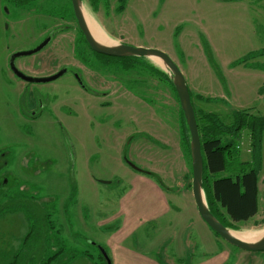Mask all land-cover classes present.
I'll list each match as a JSON object with an SVG mask.
<instances>
[{
    "label": "rangeland",
    "instance_id": "obj_1",
    "mask_svg": "<svg viewBox=\"0 0 264 264\" xmlns=\"http://www.w3.org/2000/svg\"><path fill=\"white\" fill-rule=\"evenodd\" d=\"M69 7V0L17 7L0 0V204H8L9 197L13 204L27 201L34 207L28 212L52 221V243L34 236L32 244L47 257L62 248L54 264L67 259L103 264L102 249L112 263L115 252L121 261L128 250L141 264L145 259L199 264L211 255L204 245L215 251L211 258L217 263L264 264V251H243L196 218L179 102L171 85L153 78L143 63L165 73L166 68L143 57L79 54L81 36ZM83 10L114 45L168 54L183 72L197 111L216 114L226 124L243 111L264 117V0H101L94 10L83 0ZM48 39L42 50L18 57L14 66L31 78L68 71L53 82H25L12 68L13 56ZM250 143L244 133L242 161L250 158ZM262 150L258 214L232 232L264 233V132ZM127 161L158 176L164 192L159 201L170 210L134 234H116L123 218L112 219L120 216V198L130 190L132 174H139ZM229 175L218 173L214 180ZM140 186L141 194L129 192L125 198L133 200L137 216L150 217L154 198L148 185ZM24 214L0 221V231L8 234L11 228L17 237L4 238L15 251L29 232Z\"/></svg>",
    "mask_w": 264,
    "mask_h": 264
},
{
    "label": "trees",
    "instance_id": "obj_2",
    "mask_svg": "<svg viewBox=\"0 0 264 264\" xmlns=\"http://www.w3.org/2000/svg\"><path fill=\"white\" fill-rule=\"evenodd\" d=\"M29 1L37 0H4L5 3L12 4L16 7L17 4H26L29 3ZM98 1L101 0H89L93 10L97 8ZM122 1L125 2V0H121V2ZM69 4V9L74 16L71 0H69ZM86 45L88 46L84 36H82L78 46L79 54H87L86 49H84ZM91 52L94 53L92 50ZM96 56H99V54H96ZM100 56L106 59H125ZM131 58L137 59V57H130L128 59ZM143 64L150 69L149 74L153 78H160L171 85L179 102L172 79L165 72L157 69L153 65L147 62ZM194 110L202 143L204 158L203 189L208 207L212 214L226 228L233 231H241L238 224L254 218L259 211L258 175L262 171L263 165L262 144L264 117L254 112L243 111L237 113L231 123L226 124L222 122L220 117L216 114L205 113L202 110L197 111L195 107ZM180 125L182 127L186 150L191 162L190 133L181 107ZM244 133H248L251 139L250 158L247 161L241 160L242 151L240 150V143ZM234 161H236L235 164L233 163ZM222 172H229L230 175L222 179L214 180V176ZM142 173L157 179L158 182L161 183L156 174L147 171H142ZM191 178L192 171L191 177L189 176L188 180H191ZM1 185L4 187L6 183L2 182ZM188 188L190 190L192 189L191 181L189 182ZM11 200L12 197H9V200L6 199L9 203ZM20 200L24 201L22 199ZM9 203L6 205L0 204V221L3 220L2 218L7 214L10 215L23 212L25 213L24 215L29 226V232H27L23 238L18 250L15 251L11 243H7L4 239L5 236H9L13 239L17 238L11 235L13 234L11 228L7 230L8 234L0 231V264H54L60 260V257L64 254L62 248L53 254L52 257H47L46 252L39 254L37 252L39 248L34 247L32 244L34 236H45L44 240L48 242L47 244L49 245V243H52L50 240L53 238L49 235L54 231L55 227L52 221L50 220L49 223L48 217L40 221L32 211L28 212L29 209L32 210L34 207H31L33 205L29 204L27 201L24 203L15 202V204L11 201L12 205H9ZM28 206H30V208ZM100 259L103 260V264H107L102 255Z\"/></svg>",
    "mask_w": 264,
    "mask_h": 264
},
{
    "label": "water",
    "instance_id": "obj_3",
    "mask_svg": "<svg viewBox=\"0 0 264 264\" xmlns=\"http://www.w3.org/2000/svg\"><path fill=\"white\" fill-rule=\"evenodd\" d=\"M71 4L78 27L84 35L88 46L93 52L112 58L143 57L147 59L157 58L162 61L164 67L166 68V73L173 81V85L179 99L180 107L183 111L185 121L190 133L192 195L200 217L219 237H221L229 244L246 252H263L264 235L255 242L240 240L232 234L233 230L226 228L222 223H220V221H218V219L212 214L208 207L206 195L203 189L204 158L202 153V143L199 134V127L196 120V114L192 104V98L186 78L178 65L173 61L172 58H170L168 54L159 49L132 47L126 44L103 45L98 43L93 37L84 17L83 0H71ZM48 42L49 39L33 51L18 53L13 56L12 68L19 78L30 83H49L59 79L65 74V70H62L50 77L31 78L15 69L16 67L14 66L13 62L15 59L21 56H29L39 52L48 44ZM128 164L134 170L142 172V170H140L132 163L128 162ZM102 252L107 264H111L106 252L104 250H102Z\"/></svg>",
    "mask_w": 264,
    "mask_h": 264
},
{
    "label": "crops",
    "instance_id": "obj_4",
    "mask_svg": "<svg viewBox=\"0 0 264 264\" xmlns=\"http://www.w3.org/2000/svg\"><path fill=\"white\" fill-rule=\"evenodd\" d=\"M196 96L198 98L200 97V95H198V94ZM177 120H178V122L180 124V117L179 116H177ZM262 158H263V155H262ZM118 160L120 161V158H118ZM120 163H121V161H120ZM127 163H128V161H127ZM134 171H136V170H134ZM136 172L139 173V174H132L135 179H134V181L130 182V186H129L130 190L127 191L126 193H124L125 195L123 194L124 196L120 198L121 201H120L119 206L122 204L121 205L122 209L119 212L120 216H118V217L114 216V218L112 219V221H114L115 218H121V219L123 218V221L121 223L120 228L118 226H117L118 228L117 227L115 228V230H117V231H115L116 234L119 233V232H123V231H130L132 234H134V233H136V231H134L135 228L142 227L145 223L153 221V220H160L159 217H161L163 214L166 215L169 212V210H170L168 205L165 204V202L159 201V195L163 194L164 192L160 188V186L157 184L158 182L156 181V179L155 178L148 179V178H146V177H148V175H146V174H144L142 172H138V171H136ZM142 175H146V177H143ZM140 184L141 185L142 184L148 185V190L152 193L153 198H154L153 202H152V208H153L152 210L153 211L151 213H149V214H151L150 217L146 216V217L142 218L140 216H137L132 210L133 202H131V201H133V200H131L130 198H125L126 194L129 193V192H131L133 194H141L142 187L140 186ZM93 185H95V183ZM107 185H111V183H107ZM120 186H122V184H120ZM162 186L165 187L164 185H162ZM126 189H127V186H125L124 192H125ZM192 197H193V195H192ZM129 200H131V201H129ZM192 201H194V198H193ZM193 207H194V211L196 212V215H197L196 218L198 217V219H199L200 215H199L198 210L196 208L195 202H193ZM169 226L173 227V226H176V225L175 224H169ZM126 234H128V233H126ZM119 236H124V235L122 233H120ZM116 243L117 242L112 243L115 246V249L118 248ZM151 245H153V243H151ZM204 248H206V251L208 253H210L211 255L208 256L209 259L201 261L199 264H222V263H217V258H211V256L215 252L213 249H208L206 247V245H204ZM102 250H104V249H102ZM104 251L107 254V251L106 250H104ZM152 252L155 253V251H152ZM224 253H225V256H228V251H224ZM107 256H108V254H107ZM138 257H139V255L135 254L134 252H130V251L127 250V251L121 253V261H117L116 260V252H115V261H116V263L115 262L112 263L110 258H109V256H108L111 264H141L138 261ZM70 259H73V255L71 256ZM145 260L147 261L146 264H161L160 262H155L153 260H149V259H145ZM73 261L74 260L69 261V259H67L63 263L64 264H70Z\"/></svg>",
    "mask_w": 264,
    "mask_h": 264
},
{
    "label": "bare ground",
    "instance_id": "obj_5",
    "mask_svg": "<svg viewBox=\"0 0 264 264\" xmlns=\"http://www.w3.org/2000/svg\"><path fill=\"white\" fill-rule=\"evenodd\" d=\"M83 13H84V10H83ZM84 17L86 19L87 25H88L93 37L96 39V41L98 43L103 44V45H111V44H113V42L110 40V38H108V36L106 34H104V32L100 29V27H98L85 14H84ZM154 60L163 65V63H162V61L160 59L154 58ZM232 234L235 237H237L238 239L243 240V241H247V242H255V241L259 240L264 235V233L262 234V232H256V233H242V232L241 233H236V232H232Z\"/></svg>",
    "mask_w": 264,
    "mask_h": 264
},
{
    "label": "flooded vegetation",
    "instance_id": "obj_6",
    "mask_svg": "<svg viewBox=\"0 0 264 264\" xmlns=\"http://www.w3.org/2000/svg\"><path fill=\"white\" fill-rule=\"evenodd\" d=\"M74 19H75V16H74ZM75 23L77 24V21H76V19H75ZM77 28H78V34L82 37V36H84L83 34H82V32H81V30L79 29V27H78V24H77ZM58 30V29H57ZM52 35H54V34H52ZM50 38V37H49ZM85 38V37H84ZM89 46H87L86 45V47L85 48H88ZM90 48V47H89ZM88 53H90V54H92V52H90V51H88L87 50V54ZM13 62H15V60L13 61ZM16 69V68H15ZM64 70H65V73H66V71H68V69H65L64 68ZM26 82V81H25ZM141 170V169H140ZM142 171H144V170H142ZM138 172H140V171H138Z\"/></svg>",
    "mask_w": 264,
    "mask_h": 264
},
{
    "label": "built area",
    "instance_id": "obj_7",
    "mask_svg": "<svg viewBox=\"0 0 264 264\" xmlns=\"http://www.w3.org/2000/svg\"><path fill=\"white\" fill-rule=\"evenodd\" d=\"M248 152L250 153L251 152V149H249Z\"/></svg>",
    "mask_w": 264,
    "mask_h": 264
}]
</instances>
